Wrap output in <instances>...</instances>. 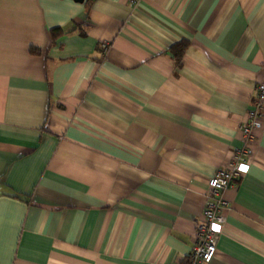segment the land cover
Instances as JSON below:
<instances>
[{
	"label": "crops",
	"instance_id": "0c3cea01",
	"mask_svg": "<svg viewBox=\"0 0 264 264\" xmlns=\"http://www.w3.org/2000/svg\"><path fill=\"white\" fill-rule=\"evenodd\" d=\"M260 83L264 0H0V264H180ZM223 196L264 264V124Z\"/></svg>",
	"mask_w": 264,
	"mask_h": 264
},
{
	"label": "built area",
	"instance_id": "2783aa9c",
	"mask_svg": "<svg viewBox=\"0 0 264 264\" xmlns=\"http://www.w3.org/2000/svg\"><path fill=\"white\" fill-rule=\"evenodd\" d=\"M138 0H130L131 4ZM103 48L107 50L108 42ZM264 124V84H258L254 94V108L249 112V120L242 126L245 145L238 150L234 160L226 167L220 168L209 178L203 210L204 220L198 224L195 241L188 256L180 264H205L215 257L216 242L223 233L225 217L223 212L229 208L223 192L232 182L239 180L247 169L252 145L256 141V132Z\"/></svg>",
	"mask_w": 264,
	"mask_h": 264
},
{
	"label": "trees",
	"instance_id": "16d2710c",
	"mask_svg": "<svg viewBox=\"0 0 264 264\" xmlns=\"http://www.w3.org/2000/svg\"><path fill=\"white\" fill-rule=\"evenodd\" d=\"M86 1L92 2L93 0H86ZM186 47H187V42L182 41L179 44L174 45L170 50L171 54L176 59V62L178 64L181 62V59H182L183 54L185 53Z\"/></svg>",
	"mask_w": 264,
	"mask_h": 264
},
{
	"label": "water",
	"instance_id": "95a60500",
	"mask_svg": "<svg viewBox=\"0 0 264 264\" xmlns=\"http://www.w3.org/2000/svg\"><path fill=\"white\" fill-rule=\"evenodd\" d=\"M75 1L83 2L84 0H75Z\"/></svg>",
	"mask_w": 264,
	"mask_h": 264
}]
</instances>
